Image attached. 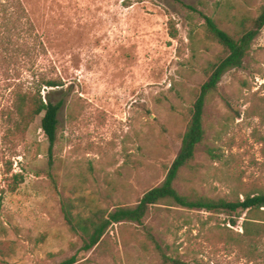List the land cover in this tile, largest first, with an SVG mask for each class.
Wrapping results in <instances>:
<instances>
[{
  "label": "rangeland",
  "instance_id": "obj_1",
  "mask_svg": "<svg viewBox=\"0 0 264 264\" xmlns=\"http://www.w3.org/2000/svg\"><path fill=\"white\" fill-rule=\"evenodd\" d=\"M263 4L0 0V38H6L0 47V264H59L71 257L74 264H161L146 227L185 261L233 262L222 240L225 213L153 207L143 225L113 224L86 251L66 222L62 197L86 216L134 205L161 184L207 79L205 67L223 52L207 38L202 13L235 31L242 18L257 17ZM43 79L63 85L48 87ZM18 92L64 101L52 150L44 114L20 135L8 131ZM261 113L264 27L243 66L227 71L208 96L206 136L183 168L178 190L234 200L264 188ZM16 174L23 182L11 192L8 184ZM242 222L243 217L227 225L240 231Z\"/></svg>",
  "mask_w": 264,
  "mask_h": 264
},
{
  "label": "trees",
  "instance_id": "obj_2",
  "mask_svg": "<svg viewBox=\"0 0 264 264\" xmlns=\"http://www.w3.org/2000/svg\"><path fill=\"white\" fill-rule=\"evenodd\" d=\"M7 4V3H5ZM3 3V5H5ZM196 10L194 7H189ZM205 18L207 38L222 47L223 52L218 60L208 62L205 67L206 81L196 94L191 108V116L187 130L183 136L181 148L174 159L164 181L151 188L134 205H119L112 211L101 209L92 210L88 215L75 213L76 206L67 197H62V209L71 231L79 235L84 241L86 251L94 249L103 239L109 227L117 223L144 224L153 207L185 209H202L212 213L229 215L228 221L221 227L223 243L227 256H233V262L226 259L217 260L216 264H264V188L253 189L239 194L234 200L225 198H210L198 194H185L178 190L176 182L183 170L195 158L198 146L206 136L205 110L208 96L217 90L218 84L225 73L232 68L243 66L244 59L249 52L253 41L264 27V4L261 5L257 17H244L238 24V29L229 31L220 26L212 16L202 13ZM15 21L17 16L12 17ZM176 36V33H172ZM4 37L0 38V47L5 45ZM42 84L48 87H59L63 81L57 79H43ZM64 101L55 102L49 93L45 98L31 92H18L13 110L7 117L8 131L13 135H20L26 131L37 116L42 117V128L50 141V150L53 149L58 133L59 115ZM264 116V113H261ZM264 152V137L262 138ZM213 151H211V154ZM52 178H55L53 175ZM23 182V175L16 174L8 184L11 192L17 190ZM2 197L0 196V209ZM245 213V216L243 214ZM243 217L242 230L235 231L230 225H236ZM148 237L154 242L153 248L161 260V264H193L185 261L179 255L169 253L158 241L152 227H146ZM1 245V243H0ZM1 247V246H0ZM75 257H71L59 264H74Z\"/></svg>",
  "mask_w": 264,
  "mask_h": 264
}]
</instances>
